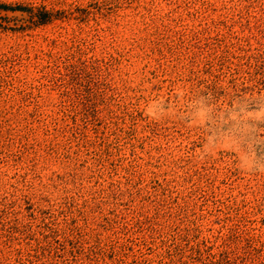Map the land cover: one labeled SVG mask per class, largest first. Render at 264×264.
<instances>
[{
    "label": "rangeland",
    "instance_id": "obj_1",
    "mask_svg": "<svg viewBox=\"0 0 264 264\" xmlns=\"http://www.w3.org/2000/svg\"><path fill=\"white\" fill-rule=\"evenodd\" d=\"M0 3V264H264V0Z\"/></svg>",
    "mask_w": 264,
    "mask_h": 264
},
{
    "label": "trees",
    "instance_id": "obj_2",
    "mask_svg": "<svg viewBox=\"0 0 264 264\" xmlns=\"http://www.w3.org/2000/svg\"><path fill=\"white\" fill-rule=\"evenodd\" d=\"M0 9L13 10V9H21V8L19 6L13 7V6H9V5L0 3ZM41 15L42 16H38V18L36 20L37 23H45L49 20L48 11L43 10Z\"/></svg>",
    "mask_w": 264,
    "mask_h": 264
}]
</instances>
